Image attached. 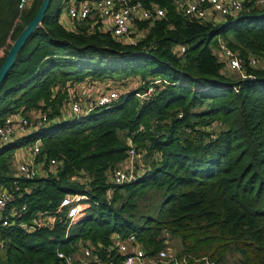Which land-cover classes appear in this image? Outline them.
<instances>
[{
  "label": "trees",
  "instance_id": "obj_1",
  "mask_svg": "<svg viewBox=\"0 0 264 264\" xmlns=\"http://www.w3.org/2000/svg\"><path fill=\"white\" fill-rule=\"evenodd\" d=\"M42 1L20 10V0H0V67ZM70 1H51L0 85V124L35 109L48 116L45 126L0 148V187H20L24 220L54 210L67 194L90 199L69 233L66 219L32 233L6 229L0 264H64L58 249L106 247L115 234H135L151 255L176 237L181 255L219 264L234 251L239 264H264V67L247 65L250 55L264 57V7L221 25L184 15L176 0H141L166 16L137 20L145 36L126 44L111 31L91 30V18L64 25L60 6ZM217 36L242 56L245 78L229 76L220 40L211 46ZM109 78L122 81L110 106L52 123L69 85ZM131 79L137 85L126 89ZM153 85L150 95H136ZM126 137L154 159L138 181L115 186L112 175L128 157ZM38 138L47 173L13 176L9 156ZM50 158L59 161L54 172ZM121 258L116 254L117 264Z\"/></svg>",
  "mask_w": 264,
  "mask_h": 264
},
{
  "label": "built area",
  "instance_id": "obj_2",
  "mask_svg": "<svg viewBox=\"0 0 264 264\" xmlns=\"http://www.w3.org/2000/svg\"><path fill=\"white\" fill-rule=\"evenodd\" d=\"M30 2L31 0H20L19 9L23 10ZM176 6L190 18L216 22L217 20L226 21L229 18H235L250 7H264V0H176ZM66 9L71 22L91 18V30L111 31L116 39L126 44L137 42L134 40V36L132 37L137 20L160 19L167 13L165 8L157 4L147 7L141 0H71ZM105 20L110 22V30L102 29ZM219 45L231 70L240 73L239 75L245 78L246 72L242 56L226 41L220 40ZM184 50L185 47L182 48V51ZM249 61L252 66L259 62L254 57H251ZM152 90H154V85L149 88L148 93H137L136 95L144 97ZM69 91L70 116L75 119L87 116L96 108L108 107L121 96L117 90H112L103 91L94 97L87 95L84 89L77 86H72ZM124 97L128 98L129 96L124 93ZM47 121L46 113H41L35 121H31L21 112L7 115L0 124V148L45 126ZM25 147L29 156L24 157L18 163L16 177L34 179L46 174V162L39 160L43 150L42 139L38 138L31 146ZM141 153L143 151L130 140L126 165L117 168L112 175V182L115 186L138 181L147 172V167L138 163ZM58 167L59 161L56 158H50L48 168L54 172ZM19 192L20 187L17 185L5 186L0 189V251L6 249L4 238L6 229H20L32 233L45 227H52L60 219H66L67 233H69L70 227L78 219L84 203L90 199L86 194H67L54 210L40 211L30 219L24 220L20 218L23 213L27 212V204H17L19 196L17 193ZM108 193L111 196L112 189ZM168 237L170 236L168 235ZM113 240L115 243L106 247L102 244L95 246L91 242H87V244L81 243L80 248L72 252L58 249L57 256L64 264H117L116 254L123 256L118 264H193L198 262L200 264H217L207 257L197 259L189 254L181 255L175 248L171 249L168 246L160 249L157 253L148 254L142 244L138 242L135 234H130L126 238L115 234ZM167 243L169 244V240ZM101 248L104 249L106 259L100 253Z\"/></svg>",
  "mask_w": 264,
  "mask_h": 264
},
{
  "label": "rangeland",
  "instance_id": "obj_3",
  "mask_svg": "<svg viewBox=\"0 0 264 264\" xmlns=\"http://www.w3.org/2000/svg\"><path fill=\"white\" fill-rule=\"evenodd\" d=\"M32 1V0H31ZM66 3H63V4H61V6H60V8L61 9H63V10H65L66 9ZM53 9V11L56 9V4H52V6H51V10ZM21 21H19V23H20ZM23 25H24V23L23 22H21ZM216 23L217 24H224L225 23V21H223V20H217L216 21ZM142 31V30H141ZM140 32V29L138 28V26L137 25H135V28H133V32H132V37L134 36V40L135 41H140L144 36H145V33H144V35H140V34H138ZM220 38L221 37H215L214 39H213V42L211 43V46L212 47H216V41H217V39L218 40H220ZM5 52H4V50H1L0 51V56H2L3 54H4ZM251 57H254V58H256V59H259L260 61L259 62H257V64L256 65H254V66H252V64H250V61L248 60L247 61V65L249 66V67H251V68H253V69H256V68H261V67H264V57L262 56H255V55H250V58ZM228 70V71H227ZM227 73H229V76H231V77H233V78H237V77H241L239 74L240 73H238V72H235V71H233V70H230L228 67H227ZM89 82H85V83H73V84H71V85H69V87L68 88H71L72 86H77L78 88H81V87H83L84 85H86L83 89H84V91H85V93H87V95H90V96H98V95H100L103 91L104 92H107V91H110L111 89H115V90H118V89H120L121 91H122V81L121 80H119V79H117V78H109V79H107V80H98V79H93V80H88ZM137 81L138 80H136V79H131V80H128L127 81V84H126V86H125V88L126 89H132V85H137ZM88 83H90V84H88ZM124 85V84H123ZM153 91V90H152ZM70 92V91H69ZM151 92V91H150ZM149 95H150V93H149ZM67 104H69L68 103V93L66 94V96H65V99H64V101H63V105L66 107V106H68ZM62 105V106H63ZM66 109H67V107H66ZM69 111H70V109H69ZM46 112V111H45ZM41 115V112H40V110H38V109H35V110H32V111H30L28 114H25L24 116L25 117H27L28 119H30L31 121H35L36 119H38V117ZM61 115L62 116H64V115H67V113L65 114H63V113H61ZM60 116V115H59ZM201 127H203V126H201ZM208 129H212L211 127H209ZM128 136V135H127ZM130 140H132V138L131 137H126L125 138V142L127 143V145H129L130 144ZM133 141V140H132ZM133 143H134V145H136L137 146V144L133 141ZM27 145V147H29V146H31L32 144H33V142L32 141H29V142H27L26 143ZM139 147V146H138ZM140 148H146V147H140ZM147 149V148H146ZM16 153V151H13L12 153H11V155L9 156V161H10V163H12L13 162V158H14V154ZM149 154V151L147 150V152L144 154V153H141V155L139 156V158H138V163H139V165H142V166H149L150 164H151V162L153 161L152 159H154V156H150V155H148ZM137 159V158H136ZM126 162H127V159L124 161V164H122L121 165V167H124L125 165H126ZM17 163H18V161H17ZM17 163H16V171H15V165L12 167L11 166V170H12V172H16V173H18V171H17ZM110 174V173H109ZM171 241V242H170ZM169 241V244L167 245L169 248H171V249H173V248H175L176 250H177V252L179 253L180 251V242H179V239L178 238H176V237H174L172 240H170ZM2 254V251L0 252V255ZM239 262H241V259H240V256H239V254L238 253H236V252H234V251H229V252H227L226 253V255L224 256V258L221 260V262H219V264H239Z\"/></svg>",
  "mask_w": 264,
  "mask_h": 264
},
{
  "label": "water",
  "instance_id": "obj_4",
  "mask_svg": "<svg viewBox=\"0 0 264 264\" xmlns=\"http://www.w3.org/2000/svg\"><path fill=\"white\" fill-rule=\"evenodd\" d=\"M52 0H43L42 4L35 15V17L24 27L20 35L14 41L13 45L11 46L5 61L3 62L2 66L0 67V85L7 76L9 70L13 66L17 53L29 36L33 33V31L41 25L42 20L46 16V13L49 9Z\"/></svg>",
  "mask_w": 264,
  "mask_h": 264
},
{
  "label": "crops",
  "instance_id": "obj_5",
  "mask_svg": "<svg viewBox=\"0 0 264 264\" xmlns=\"http://www.w3.org/2000/svg\"><path fill=\"white\" fill-rule=\"evenodd\" d=\"M61 21L63 22V24L64 25H66V26H68V27H72L73 26V22H71V20L69 19V17H68V15H67V9H65V10H61ZM109 26H110V22L108 21V20H105L104 22H103V26H102V29L103 30H110V28H109ZM141 33V34H140ZM138 34H140V35H144V31H140ZM88 84H90V83H88ZM86 85H84L83 87H81L82 89L85 87ZM68 106H66L67 107V109H66V107L63 105L62 106V108H61V112L64 114H66L67 113V115H64V116H60V117H56V118H54L53 120H52V123H58V122H60V121H62V120H68V118H69V116H70V111H69V109H70V106H69V104H67ZM25 146L24 147H21V148H18V149H16L15 151H16V153L14 154V158H13V162H12V165L14 166L15 165V171H16V163H17V161H18V163L21 161V159H23L24 157L26 158V157H28L29 156V152H28V150H25ZM18 163H17V165H18ZM12 166V167H13ZM12 174H13V176H16L17 175V173L15 172H12ZM3 187H5V185H1V187H0V189L1 188H3ZM180 242V241H179Z\"/></svg>",
  "mask_w": 264,
  "mask_h": 264
}]
</instances>
